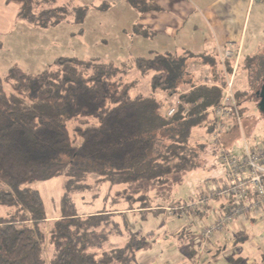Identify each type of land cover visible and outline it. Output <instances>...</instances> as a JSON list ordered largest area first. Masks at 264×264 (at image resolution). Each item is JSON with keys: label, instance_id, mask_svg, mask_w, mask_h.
<instances>
[{"label": "trees", "instance_id": "1", "mask_svg": "<svg viewBox=\"0 0 264 264\" xmlns=\"http://www.w3.org/2000/svg\"><path fill=\"white\" fill-rule=\"evenodd\" d=\"M57 1L5 0L18 6L19 21L41 29L69 18L84 23L88 6ZM156 2L127 0L140 15L157 11ZM133 35L151 38L152 32L134 25ZM197 65L208 68L214 84L196 78ZM226 68L231 74L233 62L227 61ZM238 68L258 84L249 82L258 92L264 54ZM143 85L148 93L140 89ZM224 86L218 58L189 51L151 53L121 64L64 56L38 74L12 66L0 76V208L6 210L0 216V264H139L144 242L136 241L126 218L117 221L124 214H80L73 196L91 188L92 176L101 185L145 183L154 189L168 185L173 175L200 168L212 144L200 145L192 137L200 130L209 137L214 132ZM249 91L236 90L240 108ZM174 97L180 103L168 117ZM237 131L233 127L227 135ZM59 177L66 182L62 214L55 219L47 216L40 191L30 186ZM120 195L129 211L154 208L148 195ZM124 233L130 235L128 242L114 247L112 239Z\"/></svg>", "mask_w": 264, "mask_h": 264}, {"label": "crops", "instance_id": "2", "mask_svg": "<svg viewBox=\"0 0 264 264\" xmlns=\"http://www.w3.org/2000/svg\"><path fill=\"white\" fill-rule=\"evenodd\" d=\"M98 2L99 0L93 1L96 5L94 7L96 10L99 9ZM114 2L113 9H117L116 6L119 7L121 13L125 16L123 23L126 26L124 27L126 30L123 32L127 33L131 40V46L128 41H125L127 49L129 50V47H131L132 50L130 59L148 58L151 53L163 54L170 52L181 54L184 51H189L195 55H215L220 64V55L230 47L235 55L240 56L239 64H241L249 57L264 54V0H157L158 10L144 15H140L133 10L127 4V0H120L121 6L118 5V0H114ZM18 11V6L17 9L9 11L5 0H0V29L6 28L13 35L20 33V29L26 32V37L20 35L15 40L18 50L20 49L19 52L23 53L16 55L14 59L11 58V62L10 60L2 61L0 59V76L6 75L8 70L15 65H18L27 73L38 74L50 66L55 59L64 57L57 55L58 52H53L52 58L56 57L50 60L51 63L49 65L45 66L46 63L38 64V58L41 59L42 56H47L53 50L47 47L46 51L36 54L34 47L38 46V43L42 40L34 41L33 37H44L42 35L48 29H41L21 21L19 25V19L16 16ZM134 25H141L147 28L152 32V37L134 36ZM27 33H29L30 37H28L29 35L27 36ZM121 36L124 40L126 39L125 34H121ZM34 43H37V45ZM31 46H34L33 51L30 50ZM1 48H3V44L0 45ZM36 57L37 60L35 59ZM83 59H88V57H83ZM123 61L125 59L121 60V62ZM192 71L198 80H200V75L204 74L205 84H214L212 79H210L207 67L197 65ZM220 71L225 78L227 68L225 67L224 69L220 65ZM239 76L242 78V83L240 82L241 84L237 86ZM247 78H249L247 72L240 71L238 68L236 90L247 92L250 90V81L246 82ZM146 92H149L148 87ZM175 98L178 97H174L171 102ZM201 131L203 133L201 136L205 135L204 130ZM199 132L194 133L192 141L202 145L203 142L194 141V137ZM203 137L200 138L201 141H205V136ZM237 137H240L238 131L224 136V146L228 149L236 141ZM210 156L212 157L213 155ZM202 160L203 164L200 168L205 169V154L201 157ZM153 190L152 188L151 191L153 192ZM203 199H205V186L201 187L198 199L190 204L198 203ZM153 206V209L146 212L141 210L129 211L128 208L110 211L114 214H124L118 215L116 217L117 221L123 223V218H126L133 235L136 238L142 237L143 242L146 238L150 240L155 236L151 225L138 227V216L153 214L157 217L159 213H162V218H164L165 223L170 225V228L162 235L164 242L169 246V255L167 254V258L163 259L161 264H233L234 261H237L236 264H264L263 218H249L247 221L235 222L224 233H215L213 239L208 243V248L202 250L201 236L199 234L205 227L213 224L217 220V216L222 213L224 206L222 201L213 200L207 207L202 205L195 212L185 210L184 212H178L175 216H169L167 209L186 207L187 205L165 206L162 203L161 205L154 204ZM129 236L128 233H124V236L120 238H113V246H123L128 242ZM257 237H260L261 240L257 239ZM121 238L124 240L121 246L117 245V242H113ZM140 254H137L139 264H158L155 257L141 256Z\"/></svg>", "mask_w": 264, "mask_h": 264}, {"label": "rangeland", "instance_id": "3", "mask_svg": "<svg viewBox=\"0 0 264 264\" xmlns=\"http://www.w3.org/2000/svg\"><path fill=\"white\" fill-rule=\"evenodd\" d=\"M64 1L65 0H58L57 5H64ZM93 1L97 0H69L71 5L75 7L88 6L89 12L87 13L83 24H76L72 21V18H69L67 22L44 31L45 33L42 35L44 37H33L34 41H42L38 43V46H35L37 43H34L35 47L31 46V51H33V47L36 54H41V52L46 51L47 47L50 50H53L49 52L50 54H47V56L44 55L41 59L38 58V64L46 63L45 66L49 65L51 63L50 60L56 57L54 56V58H52L53 52H58L57 55L62 56L110 60L114 61L116 64L126 63L130 59V53L132 50L131 47H129V50L127 49L125 41H128L130 45L131 40L128 34L123 32L126 30V28H124L126 26H124L125 24L123 23L125 16L121 13L120 8L116 6L117 9H113V3H115L114 0H99V9L96 10L94 9L96 5ZM118 1V5L121 6L120 0ZM103 5L110 6V8L102 10ZM7 6L9 7V11L17 9V6L14 4ZM16 16L19 18L18 13ZM20 23L21 22L18 21L19 25ZM9 31L10 30H6V28H3L2 30L0 29V45L3 44V48H1L2 50L0 49V59L2 61H7L11 58L14 59L16 55L23 53L19 52L20 49L18 50L15 40H17L20 35L26 37V32H24L23 29H20V33L15 34L17 35L15 36L10 34ZM121 34H125V40ZM28 35L29 33H27V36ZM28 37H30V35ZM8 43L10 44L9 46ZM35 59L37 60V57ZM124 59L125 61L121 62V60ZM11 61L12 60H10V62ZM193 68L195 69V66ZM200 80L205 83L204 74L200 75ZM241 81L242 78L239 76L237 86L242 83ZM249 81L254 87L258 86L252 78L246 79V82ZM6 89L9 91L8 87H6ZM140 89L143 92H146V85H143ZM255 91L257 92L256 89H250V94H248L247 100L241 107L247 141L251 146L259 145L262 142L264 130V115L260 113L257 108V102L253 99L254 96L256 97ZM70 129L72 130L73 128L70 127ZM201 134L203 133L200 130L199 134H196L194 137V141L197 140L199 143L203 142V144H209V136L206 134L201 136ZM203 136H205V141L200 140ZM228 149L235 158L243 159L244 141L241 137H237L236 141L232 143ZM210 155L213 156L211 157ZM219 158V147L215 145L210 146V151L205 155V169L200 168L198 171H194L190 174L187 173L171 176L168 185L165 187H156L153 192L151 191L152 188L145 183L112 187L108 183L106 185L99 184L101 179L97 176H92L87 181V185L91 186V188L83 193L75 194L73 196V202L80 214L127 209L128 204L124 199H119V193H121L120 196H124V193H126L125 196H132L135 199H141L144 195H148L154 200L155 205H161L162 203L165 206L176 204L190 205L192 201L197 200L200 196V189L202 186H205L206 193L209 185L224 183L225 169L220 164ZM200 164H203V160L200 161ZM65 182V177H59L47 182L35 183L30 186L40 191L44 198L46 214L50 218H56L62 214V197L65 192ZM5 213L6 210L0 208V216L5 215ZM138 218V227H147L151 225L155 236L150 240H148V238L145 239L143 247L140 249L139 253H141V256L146 255L155 257L158 261L157 263L161 264L163 259L165 260L167 258V254L169 255V246L164 242L162 235L169 230L170 225L165 223L164 218H162V213H159V216L157 217L153 214H148L142 217L138 216ZM257 239H260V237H257ZM136 241L143 242V238H136ZM113 242H117V245L121 246L122 243H124V240L121 238Z\"/></svg>", "mask_w": 264, "mask_h": 264}, {"label": "built area", "instance_id": "4", "mask_svg": "<svg viewBox=\"0 0 264 264\" xmlns=\"http://www.w3.org/2000/svg\"><path fill=\"white\" fill-rule=\"evenodd\" d=\"M239 55H235L232 48H227L220 55V62L225 69L227 61L233 62L232 73L225 71V86L221 105L214 111L215 128L210 138L212 145L220 150L219 162L225 169L223 184H211L205 193V199L192 203L186 207L169 208V216L178 212H195L199 207H206L213 200H220L224 206L217 220L200 232L202 250L208 248V243L215 233H224L235 222L247 221L249 218L264 219V130L262 142L251 146L246 137L241 108L236 100V76L239 67ZM179 99L175 98L168 109V117H172L179 106ZM236 128L244 141L243 159L235 158L224 146L223 137L232 128ZM199 242V243H200Z\"/></svg>", "mask_w": 264, "mask_h": 264}, {"label": "water", "instance_id": "5", "mask_svg": "<svg viewBox=\"0 0 264 264\" xmlns=\"http://www.w3.org/2000/svg\"><path fill=\"white\" fill-rule=\"evenodd\" d=\"M256 100H257V108L264 115V81L256 93Z\"/></svg>", "mask_w": 264, "mask_h": 264}]
</instances>
